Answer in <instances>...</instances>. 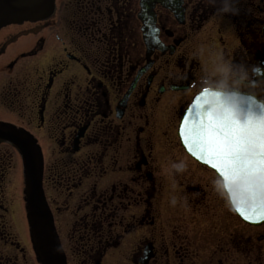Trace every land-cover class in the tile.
I'll return each instance as SVG.
<instances>
[{
  "label": "flooded vegetation",
  "instance_id": "obj_1",
  "mask_svg": "<svg viewBox=\"0 0 264 264\" xmlns=\"http://www.w3.org/2000/svg\"><path fill=\"white\" fill-rule=\"evenodd\" d=\"M226 2L55 0L50 18L0 30V123L40 150L65 264L255 263L264 225L240 220L179 137L225 63L246 82L213 89L264 102V0ZM26 189L23 155L0 140V264H41Z\"/></svg>",
  "mask_w": 264,
  "mask_h": 264
},
{
  "label": "snow or ice",
  "instance_id": "obj_2",
  "mask_svg": "<svg viewBox=\"0 0 264 264\" xmlns=\"http://www.w3.org/2000/svg\"><path fill=\"white\" fill-rule=\"evenodd\" d=\"M187 151L215 169L245 220H264V102L204 88L180 125Z\"/></svg>",
  "mask_w": 264,
  "mask_h": 264
},
{
  "label": "water",
  "instance_id": "obj_3",
  "mask_svg": "<svg viewBox=\"0 0 264 264\" xmlns=\"http://www.w3.org/2000/svg\"><path fill=\"white\" fill-rule=\"evenodd\" d=\"M54 9L55 0H0V30L11 25L43 21L52 16ZM256 100L257 102H262L257 98ZM187 110L185 114L187 113ZM179 137L181 139L180 127ZM0 140H6L13 143L24 157L31 238L38 261L41 264H65L59 238L44 198V192L42 189V157L39 148L26 132L2 123H0ZM182 144L187 151L183 141ZM188 154L200 164L212 169L218 175L215 169L203 163L191 153L188 152ZM223 189L233 210L237 213L224 186ZM237 215L248 225H264V220H245L239 213H237Z\"/></svg>",
  "mask_w": 264,
  "mask_h": 264
},
{
  "label": "clouds",
  "instance_id": "obj_4",
  "mask_svg": "<svg viewBox=\"0 0 264 264\" xmlns=\"http://www.w3.org/2000/svg\"><path fill=\"white\" fill-rule=\"evenodd\" d=\"M212 2H215V0H212ZM225 12H232L233 14H236L239 12L238 8L232 7V0H227L225 3V6L221 9ZM221 72V79L219 82L215 85L209 84L208 81H205L206 86L210 88H218L221 90H230L232 88H239L241 85H243L246 82V70L242 66H234L228 63H225L223 67L220 69ZM171 167L176 172H183L187 168V164L184 162L180 163H174L171 165ZM216 184L217 189L221 187V184L219 181L214 182ZM173 203H176L175 199L172 201Z\"/></svg>",
  "mask_w": 264,
  "mask_h": 264
},
{
  "label": "rangeland",
  "instance_id": "obj_5",
  "mask_svg": "<svg viewBox=\"0 0 264 264\" xmlns=\"http://www.w3.org/2000/svg\"><path fill=\"white\" fill-rule=\"evenodd\" d=\"M223 202L224 203L226 202V198H225L224 194H223ZM257 233L264 234V230H259ZM245 235H248V233H245ZM257 246H259V245H257ZM261 246H263L262 251H260V252L258 251V252L254 253V256L257 257L255 259L254 264H264V243ZM245 260L246 259H245V257H243V255L238 257V262H240L239 264L243 263Z\"/></svg>",
  "mask_w": 264,
  "mask_h": 264
}]
</instances>
